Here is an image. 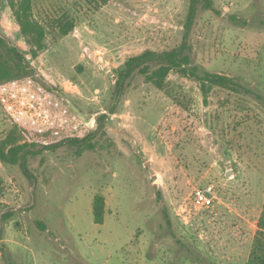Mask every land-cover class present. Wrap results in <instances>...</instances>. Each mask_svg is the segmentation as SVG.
Instances as JSON below:
<instances>
[{"label": "rangeland", "instance_id": "374dc122", "mask_svg": "<svg viewBox=\"0 0 264 264\" xmlns=\"http://www.w3.org/2000/svg\"><path fill=\"white\" fill-rule=\"evenodd\" d=\"M210 1L186 30L189 0H31L46 29L32 58L1 0V33L53 89L6 86L0 139L16 121L39 149L97 130L93 149L77 154L65 141L27 156V171L0 161V264H244L229 258L247 256L264 264L262 203L246 200L264 185V0ZM69 20L64 35L58 25ZM181 43L199 73L233 77L240 92L215 86L205 95L175 68L162 89L138 73L117 85L128 57ZM207 185L213 204L196 205L193 189ZM96 194L105 200L101 224ZM249 224L262 228L255 245L241 231Z\"/></svg>", "mask_w": 264, "mask_h": 264}, {"label": "trees", "instance_id": "16d2710c", "mask_svg": "<svg viewBox=\"0 0 264 264\" xmlns=\"http://www.w3.org/2000/svg\"><path fill=\"white\" fill-rule=\"evenodd\" d=\"M6 1L8 2L14 21L19 27V32L28 46L31 57L36 58L46 46V29L34 19L31 0ZM202 1L207 6L211 2L210 0H189L185 23L186 30L190 27L197 8ZM106 2L107 0H101V3ZM58 26L61 33L66 35L74 29L75 23L69 20L60 22ZM184 50L185 44L181 43L171 49L160 51L148 49L128 57L117 70V85H122L127 78L131 77L134 73H138L144 75L146 80L152 83L155 88L162 89L165 86L168 73L171 69L175 68L183 75L195 77L200 82V88L205 95L215 86L235 92H240V89L243 88L241 83L233 77L208 71L199 73V68L191 64L190 56ZM27 80L37 82L46 91L53 89V86L45 82L44 79L40 78L39 81V78L34 74L29 59L22 49L0 31V86L5 87L4 89L7 90L6 86L9 84ZM4 89L1 92L0 99L5 102L6 100L3 98L9 96L12 92L7 90L8 92L6 93ZM248 91L246 89V92ZM204 101L206 102V97ZM96 130L90 131L82 137H70L53 143H43L39 149L36 148L38 143L35 140H23L21 138L23 133L28 130L16 121L13 127L0 139V161L10 165H18L27 171V156L40 153L43 149H54L65 141L77 143L76 153L80 154L85 149L94 148L91 138L95 135ZM92 209L94 222L101 224L104 220L105 212V200L101 194L94 196ZM38 225L42 230L45 229L42 223ZM256 263L263 264V262ZM249 264H254V260L251 259Z\"/></svg>", "mask_w": 264, "mask_h": 264}, {"label": "crops", "instance_id": "0c3cea01", "mask_svg": "<svg viewBox=\"0 0 264 264\" xmlns=\"http://www.w3.org/2000/svg\"><path fill=\"white\" fill-rule=\"evenodd\" d=\"M262 177V176H261ZM262 193H261V196H259V198H257V197H253V196H251V194L249 193V196L247 197V195H245L246 197H247V199L246 200H248V201H252V199H254V200H256V199H260V201H261V203H262V205H261V207H260V212L261 213H263V211H264V185H263V188H262V190H260ZM256 202H258L257 200H256ZM251 220L253 221V222H255V223H257V220L255 219V218H251ZM249 226L252 228V231H247V229H243L242 228V230L241 231H246L245 232V234H247L248 236H246L245 235V241L246 240H248L249 241V243H250V245H255V239H256V233L258 232V230L259 231H261L262 230V228L260 227V225L259 224H249ZM251 233V234H250ZM261 233V232H260ZM230 240L231 239H229L228 238V240L226 241L227 242V244H228V246H230V253H231V251L233 252V250H232V244L234 245V242H233V240L230 242ZM239 242V241H238ZM251 251L252 250H250V253H251ZM235 252V251H234ZM232 254V253H231ZM229 258V257H228ZM231 261H236V262H241L242 263V261L243 262H245L244 264H249V261H250V257H246V259L245 260H243V258L242 257H240V259H239V257L238 258H234V260H233V258H229ZM241 260V261H240Z\"/></svg>", "mask_w": 264, "mask_h": 264}, {"label": "built area", "instance_id": "2783aa9c", "mask_svg": "<svg viewBox=\"0 0 264 264\" xmlns=\"http://www.w3.org/2000/svg\"><path fill=\"white\" fill-rule=\"evenodd\" d=\"M213 185L199 186L193 189V199L196 205L208 207L213 204L215 198Z\"/></svg>", "mask_w": 264, "mask_h": 264}, {"label": "water", "instance_id": "95a60500", "mask_svg": "<svg viewBox=\"0 0 264 264\" xmlns=\"http://www.w3.org/2000/svg\"><path fill=\"white\" fill-rule=\"evenodd\" d=\"M146 166H149V162H146ZM149 171H150L151 173H153V170H152L151 168H149ZM152 177H153V178H155V177H156V175H155V174H153V175H152Z\"/></svg>", "mask_w": 264, "mask_h": 264}]
</instances>
